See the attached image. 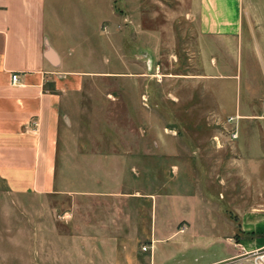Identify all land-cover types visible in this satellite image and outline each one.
Returning a JSON list of instances; mask_svg holds the SVG:
<instances>
[{"label":"rangeland","instance_id":"rangeland-1","mask_svg":"<svg viewBox=\"0 0 264 264\" xmlns=\"http://www.w3.org/2000/svg\"><path fill=\"white\" fill-rule=\"evenodd\" d=\"M59 1L77 38L72 43L73 61L84 66L90 78L79 92L77 126L74 133L66 132V141L140 142L145 154V143L188 146L194 156L183 167L174 158L156 162L157 155L149 153L145 158L156 163L144 161L142 170L157 171L150 183L167 179L166 166L175 161L179 181L174 178L158 192L157 181L147 186L149 175L144 174L142 188L157 193L152 211L156 238H165L177 223L182 226V221L176 223L180 217L189 225L168 238L169 245L156 244V254L150 257L144 250L149 200L143 197V236L126 230L135 237L111 245H78L76 238L86 236L85 222L76 224L69 218L67 194L14 193L0 180V264H223L219 260L231 250L225 243L228 219L235 225L236 240L264 236L239 230L244 213L264 217V117L255 99L264 95L262 39H255L252 47L244 38L237 48L205 47L198 58L193 35L196 7L181 0H110L115 16L98 27L78 21L85 15L107 17L108 0ZM93 7L96 14L88 17ZM187 13L194 17L186 18ZM200 72L210 76L199 79ZM199 95L202 101H197ZM210 96L216 104L207 101ZM248 103L247 112L257 117H227L234 109L242 113ZM231 130L236 132L234 139L228 135ZM194 144L200 149L192 150ZM71 152L65 150L67 158ZM61 169L68 174L70 166ZM68 178L59 183L63 189L69 188ZM102 183L88 181L82 187L114 188ZM208 221L222 223L221 229L209 227ZM255 249L264 252V245L249 251Z\"/></svg>","mask_w":264,"mask_h":264},{"label":"crops","instance_id":"crops-1","mask_svg":"<svg viewBox=\"0 0 264 264\" xmlns=\"http://www.w3.org/2000/svg\"><path fill=\"white\" fill-rule=\"evenodd\" d=\"M181 1L196 7L193 35L198 58L205 47H241L242 38L247 47L256 45L257 38L262 39L261 44L264 45V0ZM60 5L63 4L59 0H0V180L14 193L36 196L67 194L71 205L69 218L71 216L76 224L85 222L86 236L76 238L75 242L78 245L85 242L84 245L90 247L97 242L111 245L120 238L130 240L138 233L143 236L140 215L142 198H147L150 228H145L148 249L145 247L144 250L152 257L156 254V244L166 241L169 245L168 238H173L189 223L180 217L176 223L182 221V226L177 227V223L165 238H156L152 211L157 193L143 190L142 178L144 174L149 175L146 184L151 186L157 181L155 177L156 181L150 183L157 171L142 170L144 161L150 162L145 157L149 153L155 154L156 162L159 158H174L183 167L186 159L194 155L190 154L188 146L180 143L179 146L171 143L164 147L157 142L145 143L148 152L145 154L140 142L66 141V132L74 133L77 126L76 114L79 97L82 96L79 92L90 78L84 66L80 67L73 61L75 54L72 50L75 49L72 43L77 38L73 26L68 24L70 17L62 14ZM108 9L107 17L93 19L89 17L96 14L93 7L89 18L85 15L78 22L92 21L98 27L99 23L115 16L110 0ZM185 16L193 15L187 13ZM100 67L104 68L102 64ZM14 74L17 79L13 82L11 76ZM197 76L204 79L210 75L200 72ZM210 98L207 101L216 104L213 96ZM255 99L260 109L264 95ZM200 100L201 95L197 101ZM247 111H251V103L242 113L234 109L233 116L227 117H257ZM194 145L192 150L200 149L199 145ZM177 148L181 154L177 153ZM65 150L74 151L70 158L66 157ZM137 159L141 162L139 168ZM176 161L166 166L168 178L157 181L158 192L162 191L163 185L174 183V178L178 183L177 171L173 168L179 164ZM156 162L152 160L150 163ZM112 163L116 165L115 169L111 168ZM64 166H70L68 174L61 169ZM64 174L69 176L70 182L69 188L65 189L59 184L66 181ZM88 181L112 183L114 188L97 191L82 187ZM227 221L224 224L230 231L225 236V243L231 250L219 260L223 264H232V259L240 257L243 252L264 245V236H246L236 240L235 225L230 219ZM207 223L211 228L222 225L213 221ZM239 224L243 233H264L261 213H244ZM126 230L135 236L125 234Z\"/></svg>","mask_w":264,"mask_h":264},{"label":"built area","instance_id":"built-area-1","mask_svg":"<svg viewBox=\"0 0 264 264\" xmlns=\"http://www.w3.org/2000/svg\"><path fill=\"white\" fill-rule=\"evenodd\" d=\"M12 81L14 82L17 79V75L14 74L11 76ZM261 108L263 110L262 116L264 117V100L261 101ZM236 136L235 130H232L229 134L231 139H234ZM242 259V261H241ZM232 264H264V252L260 250H252L249 252H243V254L236 258L232 259Z\"/></svg>","mask_w":264,"mask_h":264}]
</instances>
